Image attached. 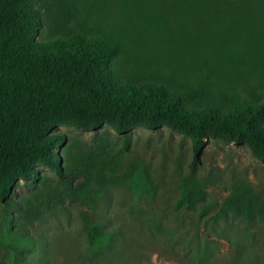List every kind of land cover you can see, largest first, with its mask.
I'll list each match as a JSON object with an SVG mask.
<instances>
[{
  "label": "rangeland",
  "instance_id": "374dc122",
  "mask_svg": "<svg viewBox=\"0 0 264 264\" xmlns=\"http://www.w3.org/2000/svg\"><path fill=\"white\" fill-rule=\"evenodd\" d=\"M35 6L43 18L38 38L109 31L122 44L113 60L122 77L141 80L159 72L170 86L195 90L194 97L223 94L241 100L251 93L264 99V56L259 49H238L236 55L223 49L232 35H218V45L209 42L206 61L192 50L171 53L212 29L230 7L241 10L240 26L256 20L264 28V0H37ZM156 16L168 26L163 32L148 21ZM159 35L162 40H156ZM165 42L176 45L164 47L162 59L155 50ZM56 130L64 134L56 150L65 176L40 166L52 188L38 179L20 180L14 197L26 201L43 193L52 202L53 188L63 193L51 213L28 224L31 234L51 240L56 262L87 252L81 219L87 211L109 228H122L127 238L119 247L122 263L233 264L243 257L264 264V163L245 144L208 138L194 161L189 137L166 126H134L124 134L107 124ZM184 183L202 192L193 209L175 205ZM7 210L14 208L0 201V229ZM4 245L0 241V264H11Z\"/></svg>",
  "mask_w": 264,
  "mask_h": 264
},
{
  "label": "trees",
  "instance_id": "16d2710c",
  "mask_svg": "<svg viewBox=\"0 0 264 264\" xmlns=\"http://www.w3.org/2000/svg\"><path fill=\"white\" fill-rule=\"evenodd\" d=\"M36 2L0 0V201L14 208L2 213L0 241L5 243L4 252L11 264H128L118 261L119 247L127 241L122 228H109L87 211L81 214L87 252L68 262L55 261L54 247L46 234L28 230L34 217L51 213L53 205L63 201L58 196L63 193L55 188L52 202L43 193L26 201L14 198L20 180L38 179L45 188H52L40 166L53 169L60 179L65 176L56 150L64 141L58 126L95 130L107 124L120 134L134 126H166L189 137L194 161L206 139L218 138L245 144L264 163V99L251 93L241 100L223 94L194 97L195 90L170 86L159 72L141 80L122 77L113 66L122 44L109 31L74 30L38 38L43 18ZM227 13L212 29L193 38L189 46L185 41L177 45L165 42L155 54L164 59L165 48L176 45L172 54L192 50L200 61H206L209 42L218 45V35L229 34L233 40L225 39L223 49L234 55L238 49H259L264 56L261 23L249 20L240 26L238 7H230ZM148 21H153L150 25L155 31L168 28L165 22H156L157 16ZM156 40H162L160 35ZM201 197L198 186L184 183L175 205L193 209ZM260 205L264 212V199ZM233 264L259 263L240 257Z\"/></svg>",
  "mask_w": 264,
  "mask_h": 264
}]
</instances>
